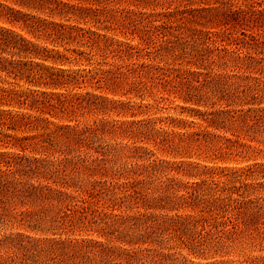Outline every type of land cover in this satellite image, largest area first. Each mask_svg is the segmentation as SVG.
<instances>
[{
	"label": "trees",
	"instance_id": "trees-1",
	"mask_svg": "<svg viewBox=\"0 0 264 264\" xmlns=\"http://www.w3.org/2000/svg\"><path fill=\"white\" fill-rule=\"evenodd\" d=\"M155 91L198 122L138 119ZM0 233V264L263 246L264 0H0Z\"/></svg>",
	"mask_w": 264,
	"mask_h": 264
},
{
	"label": "rangeland",
	"instance_id": "rangeland-1",
	"mask_svg": "<svg viewBox=\"0 0 264 264\" xmlns=\"http://www.w3.org/2000/svg\"><path fill=\"white\" fill-rule=\"evenodd\" d=\"M121 38V37H120ZM122 39V38H121ZM155 96L148 97L145 101L146 104H149L151 108L146 116H140L138 119L142 118H162L166 119L168 117L172 118H183L189 119V121L198 122L195 118H188L186 113H182L181 106H184V103L174 98L173 96H169L166 93L159 94L158 92H154ZM137 102H139L137 100ZM115 119L117 117L112 116ZM92 121L93 117L88 118ZM119 119V118H118ZM170 122V121H169ZM159 126L166 127V124H161ZM117 143H128V140L116 139ZM160 156V154H158ZM2 234V233H0ZM96 237V236H95ZM243 245V252L239 254H233L228 257H218L217 261L215 259H204V258H196L193 256H187L186 264H256L257 258H264V245L258 246L257 244H253L252 242L245 243ZM185 255L186 252L184 253Z\"/></svg>",
	"mask_w": 264,
	"mask_h": 264
}]
</instances>
